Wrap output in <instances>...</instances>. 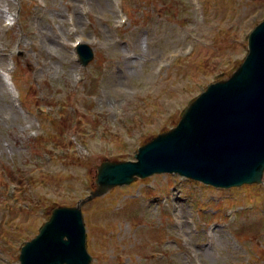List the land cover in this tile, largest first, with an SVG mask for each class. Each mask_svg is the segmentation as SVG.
I'll return each instance as SVG.
<instances>
[{"label":"rangeland","instance_id":"374dc122","mask_svg":"<svg viewBox=\"0 0 264 264\" xmlns=\"http://www.w3.org/2000/svg\"><path fill=\"white\" fill-rule=\"evenodd\" d=\"M263 20L264 0H0V264L95 190L102 161L134 160L227 79ZM13 66L21 107L2 81ZM82 214L91 264H264V175L229 190L153 175Z\"/></svg>","mask_w":264,"mask_h":264},{"label":"water","instance_id":"95a60500","mask_svg":"<svg viewBox=\"0 0 264 264\" xmlns=\"http://www.w3.org/2000/svg\"><path fill=\"white\" fill-rule=\"evenodd\" d=\"M248 54L232 76L210 85L179 124L139 149L138 162H103L99 189L87 200L134 176L181 175L220 187L260 183L264 171V22L249 35ZM82 62L91 59L79 48ZM80 202L52 211L39 235L26 243L20 264H90Z\"/></svg>","mask_w":264,"mask_h":264},{"label":"bare ground","instance_id":"6f19581e","mask_svg":"<svg viewBox=\"0 0 264 264\" xmlns=\"http://www.w3.org/2000/svg\"><path fill=\"white\" fill-rule=\"evenodd\" d=\"M193 12V11H192Z\"/></svg>","mask_w":264,"mask_h":264}]
</instances>
